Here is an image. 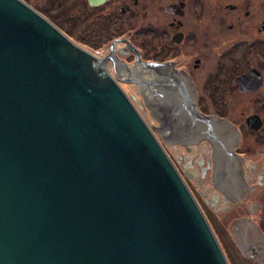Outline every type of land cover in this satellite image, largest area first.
Returning <instances> with one entry per match:
<instances>
[{"label": "water", "instance_id": "obj_1", "mask_svg": "<svg viewBox=\"0 0 264 264\" xmlns=\"http://www.w3.org/2000/svg\"><path fill=\"white\" fill-rule=\"evenodd\" d=\"M37 10L0 0V264H229L131 97Z\"/></svg>", "mask_w": 264, "mask_h": 264}, {"label": "flooded vegetation", "instance_id": "obj_2", "mask_svg": "<svg viewBox=\"0 0 264 264\" xmlns=\"http://www.w3.org/2000/svg\"><path fill=\"white\" fill-rule=\"evenodd\" d=\"M56 3L152 127L228 263L264 264V0Z\"/></svg>", "mask_w": 264, "mask_h": 264}, {"label": "rangeland", "instance_id": "obj_3", "mask_svg": "<svg viewBox=\"0 0 264 264\" xmlns=\"http://www.w3.org/2000/svg\"><path fill=\"white\" fill-rule=\"evenodd\" d=\"M24 1L26 3H28L31 7L36 8V9L44 12V16L46 18L50 19L63 32H65L68 36H70L69 32L67 31V28H68L67 24L69 21L63 20L60 17H56V11L58 10L59 6L61 5V4L57 5V3H56L57 0H24ZM70 2H71V0H67L68 4ZM130 92H132V89H130Z\"/></svg>", "mask_w": 264, "mask_h": 264}]
</instances>
